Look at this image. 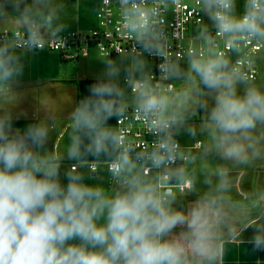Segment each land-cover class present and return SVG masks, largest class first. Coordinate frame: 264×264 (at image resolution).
Instances as JSON below:
<instances>
[{
	"label": "clouds",
	"instance_id": "clouds-1",
	"mask_svg": "<svg viewBox=\"0 0 264 264\" xmlns=\"http://www.w3.org/2000/svg\"><path fill=\"white\" fill-rule=\"evenodd\" d=\"M10 2L20 9L22 0ZM120 3L125 27L141 51L163 59L161 79L182 77L185 84L178 91L153 84L140 58L130 67L106 61L103 78L88 86L89 95L71 113L63 156L42 153L49 136L45 125H29L20 134L10 117L0 118V264H220L225 237L241 228L251 230L253 251H264V191L247 204L234 201L228 167H206L207 190L178 206V192H196L188 165L197 157L176 139L181 132L194 136L187 121L203 112L201 131L208 140L196 147L205 155L245 166L264 159V87L253 82L256 57L249 49L264 46V0H244L240 14L237 0H196L215 31L200 30L201 45L187 50L186 69L166 54L158 9L137 0ZM29 12L26 7L21 14L35 46L41 34ZM245 49V58L233 63L230 53L239 56ZM22 71L11 48L0 46V85ZM122 77L134 89L135 112L157 137L151 147L126 140L108 123L115 119L120 125L126 117ZM89 157L110 162L112 187L85 183V173L76 169L91 170ZM64 159L76 162L63 173L66 183Z\"/></svg>",
	"mask_w": 264,
	"mask_h": 264
},
{
	"label": "built area",
	"instance_id": "built-area-1",
	"mask_svg": "<svg viewBox=\"0 0 264 264\" xmlns=\"http://www.w3.org/2000/svg\"><path fill=\"white\" fill-rule=\"evenodd\" d=\"M71 1L79 3L87 0ZM137 2L144 7H156L158 9L157 20L167 41L166 54L169 59L177 64L187 61V50L190 47L201 45V41L197 37L204 26H208L209 31L213 33L215 31L211 26V22L205 21L204 18L206 17L204 16L206 15L200 11L196 0H188L187 2L183 0H137ZM95 20L97 21V29L87 33L73 31L48 36L39 28L41 42L35 46L29 42L28 29L25 31L0 29V46L8 45L14 52L53 53L63 62H78L86 59L91 48L97 50L101 57L109 60L114 58H140L146 62L147 72L153 77V84L159 83L163 89L170 88L173 91V86L169 83V80L161 79L159 66L164 62L163 59L142 52L136 44L134 35L126 29L120 0L98 1ZM221 47H223L222 44ZM249 49L256 57L255 68L251 73L255 78L254 81H256L260 74L257 59L264 46L256 45L253 47V45H249ZM247 53L248 49H245L239 56L233 53H230V56L233 63H235L238 59H244ZM243 70L247 71L248 69L245 66ZM123 83L128 86L129 95L134 99V89L129 87L124 79ZM2 90L3 88L0 86V94ZM113 127L121 129L126 140L133 141L137 145L146 144L151 147V144L157 139L135 112L134 104L128 106L126 117L120 125H117L114 119ZM197 143L193 146L180 145L186 152H191L198 149L196 147ZM140 150V147H136L137 152ZM179 163H183V161H178ZM88 164L91 166V170L87 165L83 168L87 175L96 174L100 167L110 173V162Z\"/></svg>",
	"mask_w": 264,
	"mask_h": 264
},
{
	"label": "rangeland",
	"instance_id": "rangeland-1",
	"mask_svg": "<svg viewBox=\"0 0 264 264\" xmlns=\"http://www.w3.org/2000/svg\"><path fill=\"white\" fill-rule=\"evenodd\" d=\"M29 0H22L19 10H14L11 7L10 0H0V29L1 30H21L25 31L28 24H24V17L22 16V11L24 8H29ZM100 0H87L79 3H73L71 0H45L46 9L44 13L37 15L28 14V20L34 24H38L40 30L46 35H57L64 34L73 31L81 32H91L97 29V21L95 20V13L97 9V4ZM187 2L188 0H183ZM244 0H237V14L243 11ZM30 9V8H29ZM39 15V16H38ZM52 16L51 24L46 23L49 16ZM205 21L210 22L207 16ZM6 21V22H2ZM21 22V26L16 27V22ZM57 28H62V31H57ZM14 52V51H13ZM14 54L19 58L20 64L23 66L22 74L15 77L3 85L2 88L6 89L9 87L10 83L15 81H22L20 78H30L33 83H46V82H60L63 86H71L77 89L78 80L77 74L81 73L79 67H82V72L84 76L88 78H94L95 80L103 78V73L105 71V62L109 59L103 58L99 55L97 50L91 48L89 50V55L86 59L75 62H60L59 57L53 53L39 52V53H27V52H14ZM114 61H118L122 67H130L134 63V58H114ZM257 64L260 69H264V49L260 53V57L257 59ZM180 68H187V61L178 63ZM79 69V72L77 71ZM147 72V65L145 68ZM79 78V77H78ZM123 77L119 82L122 84ZM63 82H68L64 83ZM169 83L173 86V91H178L185 84L184 79H170ZM130 100L127 98L128 106H130ZM1 106L6 107L8 110L10 105L1 100ZM196 130L194 136H189L181 132L179 136L176 137L178 142L182 146H193L197 142H207L208 135L207 132H202L201 129L204 128V113L196 112L191 115V118L187 121V125ZM193 156L197 157L195 163L189 164V171L193 172L196 183V192L194 193H177L178 206L185 205V203L192 198H195L198 194H202L207 190V185L204 184L206 172L205 168L213 169L217 166L218 156L214 153L205 155L200 148L190 152ZM83 169V168H81ZM84 170V169H83ZM82 170V171H83ZM66 170H61L65 172ZM84 172V171H83ZM87 174H85L86 176ZM97 177L101 179L102 183L110 188L114 185V181L111 174L108 173L103 167L99 168ZM213 182L216 178L212 177ZM103 186V187H105Z\"/></svg>",
	"mask_w": 264,
	"mask_h": 264
},
{
	"label": "crops",
	"instance_id": "crops-1",
	"mask_svg": "<svg viewBox=\"0 0 264 264\" xmlns=\"http://www.w3.org/2000/svg\"><path fill=\"white\" fill-rule=\"evenodd\" d=\"M28 2L31 14L44 13L46 9L45 0H40L39 3H35L34 0H29ZM20 24L21 22L17 21L16 27L18 25L21 26ZM24 24L26 23L24 22ZM25 27H27L25 29H28L29 24ZM60 62L63 61L60 60ZM79 68L81 73L77 74L78 83L84 79L95 80L84 76L82 67ZM77 71L79 72V69ZM20 79L22 81L15 83V80L9 84V87L3 88L0 94V118L10 117L13 131L20 134L28 126L25 124L20 126L18 124L33 123L45 125L49 136L42 153L63 156L69 143V137L72 134L71 113L78 104L77 89L71 86H63L60 82L33 83L30 78ZM254 83L264 87V69H260V74ZM1 100L10 105L9 110L1 106ZM15 123L17 125L14 126ZM38 151L41 150L38 149ZM75 163V161L64 159L61 163V170L69 169ZM217 165H224L230 170L231 189L229 194L234 201H241L247 204L249 203V198H258L260 192L264 191V159L254 160L245 166L226 162L218 157ZM77 168L78 170L80 169V167ZM83 171L85 172V170ZM196 194L194 193V195ZM197 196L187 201L185 205L195 200ZM251 214L255 216L257 211L252 209ZM251 235V230L244 231L241 228L234 237L228 238L226 236L224 254L220 264H264V251L254 252L252 245L248 243Z\"/></svg>",
	"mask_w": 264,
	"mask_h": 264
},
{
	"label": "trees",
	"instance_id": "trees-1",
	"mask_svg": "<svg viewBox=\"0 0 264 264\" xmlns=\"http://www.w3.org/2000/svg\"><path fill=\"white\" fill-rule=\"evenodd\" d=\"M96 81L97 80H91V79H84V80L79 81L78 87H77L78 103H79V101L81 99H83V98H85L86 96L89 95V93L87 91L88 86L90 84L95 83ZM119 83H120L121 87H123L125 89L126 97L129 98V100H130V102H129L130 105H133L134 104V99H133V97L131 95H129V91H128L129 88H128V86L123 83V80H122V84H121V82H119ZM108 123H109L110 126H113L114 119L110 120ZM24 124L27 125V126H29V125H32L33 123H21V124H18V125L21 126V125H24ZM15 125H17V123H15L14 126ZM106 162H109V161L105 157H100L98 161H96L95 158H93V157H89L88 158V163H100V164H102V163H106ZM67 170H69V169H66V171ZM79 172H83V171L82 170H79ZM83 173H85V172H83ZM61 174H62V182L66 183V181L63 180V172H61ZM85 183L92 184V185L105 186L102 183V181H101L100 178L95 177L94 179H91L88 175H86ZM105 188H107V186H105Z\"/></svg>",
	"mask_w": 264,
	"mask_h": 264
},
{
	"label": "flooded vegetation",
	"instance_id": "flooded-vegetation-1",
	"mask_svg": "<svg viewBox=\"0 0 264 264\" xmlns=\"http://www.w3.org/2000/svg\"><path fill=\"white\" fill-rule=\"evenodd\" d=\"M69 170H70V168H69ZM79 170H81V168H80ZM79 170H78V168H77V171H79ZM85 173H86V172H85ZM96 175H97V173L95 174V177H97ZM88 176H89L91 179H94V178H95V177H91V175H88Z\"/></svg>",
	"mask_w": 264,
	"mask_h": 264
},
{
	"label": "water",
	"instance_id": "water-1",
	"mask_svg": "<svg viewBox=\"0 0 264 264\" xmlns=\"http://www.w3.org/2000/svg\"><path fill=\"white\" fill-rule=\"evenodd\" d=\"M91 177H95V174H92Z\"/></svg>",
	"mask_w": 264,
	"mask_h": 264
}]
</instances>
